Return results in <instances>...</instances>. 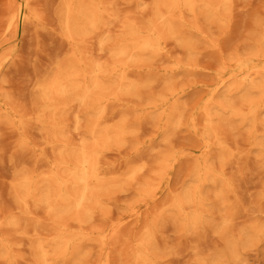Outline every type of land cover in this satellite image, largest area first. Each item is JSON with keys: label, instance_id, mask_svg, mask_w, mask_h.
Here are the masks:
<instances>
[{"label": "rangeland", "instance_id": "obj_1", "mask_svg": "<svg viewBox=\"0 0 264 264\" xmlns=\"http://www.w3.org/2000/svg\"><path fill=\"white\" fill-rule=\"evenodd\" d=\"M60 3L0 0V264H43L40 243L48 250L45 264H136L146 234L153 264H264L263 236H248L234 254L229 246L231 238L264 225V149L252 142L256 127L244 118L245 88L230 91L248 75L238 72L239 62L264 67V0H210L212 6L196 12L176 11V33L167 35L164 47L128 66L129 80L138 85L112 91L117 97L101 123L121 124L124 131L101 150L102 184L87 220L80 225L71 214L63 217L72 233L83 234L67 256L52 246L59 221L44 204L19 203L15 193L23 175L48 178L61 158L60 141L69 143V151L79 148L91 127L88 103L75 97L65 101L56 135L41 122L38 84L72 57L58 21ZM104 5L102 27L80 40L88 62H113L125 23L145 26L154 6L153 0ZM211 127L219 131L218 141L209 135ZM258 129L261 139L264 126ZM205 137L215 141L208 152ZM201 160L210 172L202 218L187 224L184 213L195 207L179 213L174 199L195 185Z\"/></svg>", "mask_w": 264, "mask_h": 264}, {"label": "bare ground", "instance_id": "obj_2", "mask_svg": "<svg viewBox=\"0 0 264 264\" xmlns=\"http://www.w3.org/2000/svg\"><path fill=\"white\" fill-rule=\"evenodd\" d=\"M105 0H61L58 21L63 36L72 47V57L63 65H59V72L54 77L38 84L41 92V122L51 124L56 135L62 129L59 121L60 111L64 103L71 97L86 101L92 114L89 135L84 143L76 149H71L68 142L60 141L61 158L53 165L48 178L23 175L15 187L19 203L33 199L37 204H44L54 219L58 222L59 232L52 241V246L62 255H69L77 250V245L83 238L82 233H72L69 223L64 220L66 215H73L76 222L82 225L86 214L91 210V203L97 198L96 192L102 184L100 173V153L104 145L123 132L122 125L102 126V117L108 103L117 97L113 90L134 91L136 82L128 78L126 69L133 62L142 60L145 53H156L164 47L166 37L175 34V12L190 10L196 12L199 8L210 7V0H153L152 15L141 26L133 21L124 25V34L119 43L112 50L115 58L108 64L88 62L82 56L80 40L82 37L100 29L106 14ZM200 3V4H199ZM28 4V3H26ZM209 12H213L209 10ZM14 21H10V27ZM264 43V34L262 36ZM260 54H263L262 52ZM250 60L238 63V72H248L245 79L235 82L230 91H242L245 88L247 113L244 118H250L253 129L252 142L264 149V137L257 136L258 125L264 126V67L249 64ZM236 68V69H237ZM234 69V70H236ZM258 72L260 80L251 75ZM256 91L259 96L250 97ZM209 120H212V109L206 107ZM51 114L47 117L46 114ZM169 114V110L166 112ZM235 114H239L234 111ZM209 135L219 140V131L211 127ZM215 143L211 137H205L204 150L208 152ZM220 146L223 142H218ZM222 147V146H221ZM195 185H189L184 194L174 199L177 212L184 213L187 206L195 207L191 214L184 213L185 222H197L201 216L202 187L209 181V167L205 160L196 165ZM222 179L223 177L220 176ZM24 200V201H23ZM90 212V211H89ZM263 236L264 225H254L250 232L244 231L239 237L229 240L230 252L236 253L238 246L248 236ZM42 263L47 260L48 250L42 243L39 244ZM136 264H153L152 243L150 234H146L137 245L134 257Z\"/></svg>", "mask_w": 264, "mask_h": 264}]
</instances>
